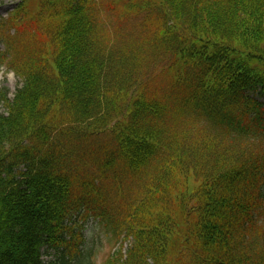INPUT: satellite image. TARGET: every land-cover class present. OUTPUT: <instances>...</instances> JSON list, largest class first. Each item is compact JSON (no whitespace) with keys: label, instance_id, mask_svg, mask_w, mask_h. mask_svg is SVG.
<instances>
[{"label":"trees","instance_id":"trees-1","mask_svg":"<svg viewBox=\"0 0 264 264\" xmlns=\"http://www.w3.org/2000/svg\"><path fill=\"white\" fill-rule=\"evenodd\" d=\"M32 1L0 21V264H92L90 219L105 264H264V0Z\"/></svg>","mask_w":264,"mask_h":264},{"label":"rangeland","instance_id":"rangeland-1","mask_svg":"<svg viewBox=\"0 0 264 264\" xmlns=\"http://www.w3.org/2000/svg\"><path fill=\"white\" fill-rule=\"evenodd\" d=\"M105 1L108 2L107 0ZM15 3L16 0H0V19H5L9 16V12L13 10ZM34 4L37 5L36 0L31 2V6H34ZM28 17L31 19L27 18V20H33V18H35V14L33 16L32 14H29ZM25 38L31 41L39 39L40 35L37 33V31H35L33 26L30 31H25ZM113 40L114 42H120L115 39ZM7 68L4 64H0V89L6 88L9 91L10 97H13L18 87V79L14 73L9 72ZM0 109H3L1 103ZM84 234L88 239L87 242L89 241V248L91 249L93 264H104L105 260L119 241L104 229L95 228V225H93L92 222L86 225V231H84ZM125 245L126 244H124V246Z\"/></svg>","mask_w":264,"mask_h":264}]
</instances>
